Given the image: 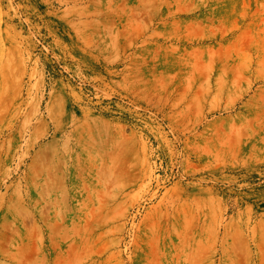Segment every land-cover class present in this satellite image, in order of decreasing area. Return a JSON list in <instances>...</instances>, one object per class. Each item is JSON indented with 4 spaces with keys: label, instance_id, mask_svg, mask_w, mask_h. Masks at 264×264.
<instances>
[{
    "label": "rangeland",
    "instance_id": "1",
    "mask_svg": "<svg viewBox=\"0 0 264 264\" xmlns=\"http://www.w3.org/2000/svg\"><path fill=\"white\" fill-rule=\"evenodd\" d=\"M0 264H264V0H0Z\"/></svg>",
    "mask_w": 264,
    "mask_h": 264
}]
</instances>
